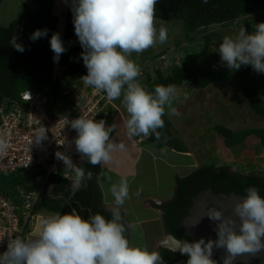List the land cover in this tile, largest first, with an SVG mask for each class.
<instances>
[{
	"label": "clouds",
	"instance_id": "9594fccd",
	"mask_svg": "<svg viewBox=\"0 0 264 264\" xmlns=\"http://www.w3.org/2000/svg\"><path fill=\"white\" fill-rule=\"evenodd\" d=\"M157 3L158 0H71L70 6L74 32L83 49L80 55L87 69L81 77L83 84L103 91L110 102L122 98L129 136L154 134L160 139L157 129L164 127L166 109L172 115H180L173 107L177 88L171 84L156 85L153 91H147L137 79L140 67L131 58L133 53H143L168 40L166 27L157 28L155 23ZM47 35L48 29H37L29 39L36 41ZM49 43L53 60L58 63L67 51L60 33L53 32ZM11 46L25 51L16 36ZM216 51L230 70L251 66L255 72L264 73V22L255 24L252 32L243 27L235 35L223 37ZM70 126L76 131V152L92 165L108 163L116 149H125L124 143L111 139L115 126L107 125L104 119L78 116L70 121ZM46 138L47 132L41 128L34 142L39 144ZM6 149L7 143L0 140V152ZM55 155L72 173V193L80 190L83 181L92 179V173L86 174L66 153L57 151ZM110 191L114 197L110 219L100 213L85 219L76 209L64 214H38L34 230L26 236L33 231L32 234L12 238L7 250L0 253V264H161L159 251L134 246L126 236L128 229L121 206L130 195L127 177L121 176ZM135 194L139 196L140 190ZM206 216L215 222V240L201 237L189 241L171 234L168 237V249L186 255V264H217L211 259L214 248L224 250L223 264H234L245 253L255 255L264 250V197L256 187L246 189L244 198L234 204L233 215L225 216L210 208Z\"/></svg>",
	"mask_w": 264,
	"mask_h": 264
},
{
	"label": "trees",
	"instance_id": "16d2710c",
	"mask_svg": "<svg viewBox=\"0 0 264 264\" xmlns=\"http://www.w3.org/2000/svg\"><path fill=\"white\" fill-rule=\"evenodd\" d=\"M4 2L5 0H0V6ZM32 3L34 10H25L20 18L8 26L0 25V105L22 103L21 95L28 90L35 92L47 90L48 106L55 109L58 114H68L72 103L68 97L60 94V91L76 84L81 85L77 79L87 74V69H84L77 60L83 49L74 32L71 3L67 8L63 28L60 27L57 11L60 0H32ZM262 12H264V0H207V3L204 0H158L155 20L180 24L189 42L202 36L203 43L197 42L191 48H180L185 57L183 67L175 64L169 72L156 67L153 74L142 73L141 79H145V83L144 81L141 83H144L145 89L151 92L156 85L171 84L177 88L188 84L195 89L205 90L210 85L231 81L233 74H230L229 68L223 65L218 53L216 58H210V60L204 58L205 64L200 61L204 46L210 45L215 40L218 42L222 40L219 34L217 35L218 32H212L211 29L218 30L221 27L228 28L235 24H243L252 32L255 30V25L250 24L248 19ZM37 29H48V35L31 41L29 36ZM53 32L60 33L67 49L58 63L53 60L54 53L49 43ZM13 36L17 37L18 43H23L24 52H19L11 46ZM180 44L182 40L175 45L180 47ZM240 73L242 75L241 93L248 107L256 116L264 118V99L259 94L261 93L260 85L254 81L251 82L244 69ZM115 103L122 104V98L115 100ZM106 110L109 114L106 123L111 124L116 111L111 106H108ZM163 119L164 127L157 129L160 132V139H156L154 134H149L148 141L156 144L159 149L168 148L182 154L189 153L187 146L173 132V123L166 112ZM213 131L223 139L228 149L242 146L247 137L254 135L248 131L244 134L234 132L223 125L213 126ZM257 134L264 148V130L261 134L260 132ZM232 168V165L205 164L191 175L177 178L175 196L164 206L168 209L165 223L170 233L178 238L187 239L179 229V224L188 216L195 199L206 191H213L218 196H245L246 189L254 186L264 197V177L260 172L247 173L242 170L233 171ZM82 169L86 174L91 172L92 179L83 181L80 190L75 193L70 191L67 180L53 177L52 181L63 189H67V198L53 202L42 198L37 214H64L76 209L85 219L96 213L110 219L111 215L103 209L102 193L97 181L100 165H92L86 161ZM29 172L32 171H19L0 176V193L7 199H17L15 187L30 178ZM26 190L30 192V189L26 188ZM123 222L128 229L129 225ZM166 258L169 262H173L182 257L167 254Z\"/></svg>",
	"mask_w": 264,
	"mask_h": 264
},
{
	"label": "rangeland",
	"instance_id": "374dc122",
	"mask_svg": "<svg viewBox=\"0 0 264 264\" xmlns=\"http://www.w3.org/2000/svg\"><path fill=\"white\" fill-rule=\"evenodd\" d=\"M69 3H71V0H60V6L57 8L61 28H63L65 24V15ZM27 9H35L32 0H5L0 6V25L8 26L14 20L20 18ZM248 20L249 23L253 25L261 23L264 21V12ZM155 23L157 28L161 25L166 27L168 40L164 44L157 43L143 53L132 54L131 58L139 65L141 70V74L137 78L139 83L142 81L145 83V79H141V77H143V72L153 74L156 67H161L165 72H169L171 67L175 64L183 67V58L185 57L180 51V48H191L197 42L200 44L203 43L202 36L198 37L193 42H189L180 24L165 23L158 20H155ZM243 27V24H235L228 28L221 27L218 30L211 29V31L218 32L217 35L219 34L218 36L220 39H223L225 36L235 35ZM245 30L249 31L246 28ZM181 40L182 44H180V47L175 45ZM219 44L220 42L215 40L210 45L204 46L202 50V59L200 61L205 64L206 60L204 58H208L209 60L210 58H216V54L218 53L216 49H218ZM77 60H79L83 68L86 69L80 54ZM243 69L247 72L246 75L248 74L251 82L254 81L260 85L261 93L259 94L261 98L264 99V73L255 72L251 66H241L239 70L235 71L228 69L229 73L233 74L231 81L210 85L205 90L195 89L188 84L177 87V95L173 101V107L178 110L180 115H172L167 109L166 113L173 123V132L176 133L177 138L182 140L189 150L197 154L196 157L200 164L232 165L233 171L242 170L247 173L252 171L259 173L264 172V148L261 145L260 139L257 137V133L260 132L261 134L264 130V118L256 116V114L250 110L246 99L241 93L240 78L242 79V75L240 72ZM59 70H61V68H59ZM144 83H141V85L143 86ZM114 108L115 111L119 113V116L126 118V110L120 107L119 104L116 105L115 103ZM217 125H223L234 132L244 134L248 131L250 134L252 133L254 135L247 137L242 146L228 149L224 145L223 139L213 131V126ZM120 132L122 133V131ZM147 144L150 145V142ZM147 144L145 143V146ZM136 150L138 151V149ZM136 150L133 151L132 159H125L124 155L123 157L118 156L115 158L114 155V161H120L122 164L124 162L125 165L133 164L132 160L134 159V162L138 159ZM163 150L164 152L168 151V171L161 167L162 163L159 162V159H153L155 156H153L151 152H145L143 150L138 160V162H140L139 167H136L134 170L132 166H122V168L129 172L131 176L130 179L134 178V181H132L133 184L131 183L132 186L129 188V198L126 199L124 205L121 206L126 210L128 215L131 216L132 220L142 221V219H146L148 216L151 219L155 218V216L147 213L144 200L142 202L139 196L135 194L138 190H140L141 195H143L142 199L157 198L163 201L171 199L174 194V189L170 185L172 182L170 178L173 176L179 177V175L183 177L185 174H183L182 171L187 169H185L184 165H189V163H191V159L189 158H182L171 154L168 148H164ZM152 152L155 155L163 154L161 151L154 150ZM111 170L116 172L114 169ZM189 171L191 170L189 169ZM119 174L123 176V174ZM120 176L118 172L115 174L106 173L107 180L105 178V182L108 183L113 180L114 183H118ZM127 179L129 182V178ZM106 194H109L108 188H106ZM108 199L111 200V196L108 195ZM132 212L137 216L135 217ZM147 221H149L148 226H150L151 220ZM136 230L139 231V228H136ZM134 234H136L135 237H137V233ZM139 246L143 247L142 245Z\"/></svg>",
	"mask_w": 264,
	"mask_h": 264
},
{
	"label": "built area",
	"instance_id": "2783aa9c",
	"mask_svg": "<svg viewBox=\"0 0 264 264\" xmlns=\"http://www.w3.org/2000/svg\"><path fill=\"white\" fill-rule=\"evenodd\" d=\"M77 81L81 85L60 91L72 103L68 114H58L48 106L47 90H28L21 95L22 103L0 105V140L7 143V149L0 152V176L19 171H32L43 176L42 184L36 190H18L15 200L0 193V253L7 250L12 238L25 237L34 228L47 182L53 177H61L71 183L72 173L65 169L55 153L64 152L77 166L85 165L87 158L82 160L75 150L76 131L71 128L70 121L78 116H95L96 120L107 121L106 109L108 106L114 108L115 100L108 101L103 91L84 85L81 79ZM41 128L46 130L47 138L37 144L34 138Z\"/></svg>",
	"mask_w": 264,
	"mask_h": 264
},
{
	"label": "crops",
	"instance_id": "0c3cea01",
	"mask_svg": "<svg viewBox=\"0 0 264 264\" xmlns=\"http://www.w3.org/2000/svg\"><path fill=\"white\" fill-rule=\"evenodd\" d=\"M119 103H116V105H118ZM120 107H122L125 110L124 104L122 102V104H119ZM113 120L111 121V124L106 123L107 125H114L115 126V131L113 132V136L111 137V139L119 144V143H124L125 144V149L123 151L116 149L113 153H112V160L109 161L108 163H102L100 164V172L98 174V185L100 187L101 193H102V201H103V209L107 214L111 215V208L114 206V197L111 194L110 191V187L111 185L114 183L113 180L109 181L108 183L105 182V178H106V173H111V174H115L116 172H118V175L120 176L119 173L123 174L124 177L129 178V188L132 186L134 181V178L130 179L131 176L129 175V172L122 168V166H126L123 162H116L114 161V155L115 158H117L118 156H125V159H132V154L133 151L138 149L137 151V157L138 159L136 161L132 163L133 164H128L127 166H132V168L135 170L136 167H139L140 162H138V160L140 159V153L141 151H145V152H151V154L153 156H155L153 159L157 160L159 159V162L162 163V168L166 171H168V151L164 152V148L163 149H159L158 146H156V144L153 143H149L148 141V136H129L127 134V129H126V120L128 118V114L126 112V118H123L122 116H119V113L116 114V112L113 114ZM121 125V127H120ZM122 131V133L120 132ZM182 141V140H181ZM145 143L147 144L145 146ZM161 151L163 154L160 155H155L152 151ZM189 153H178L174 150H170L171 154L178 156V157H182V158H189L191 159V163H189V165H184L185 167V171H182L183 174H185L183 177H181L179 175V177H175L173 176L172 178H170V180H172L171 182V186L174 189L173 191V197L175 196L176 190H177V178H185L189 175H191L194 170H196L197 168L205 165V164H200V162L197 159V154L194 153L192 150H188ZM158 153V152H157ZM134 156V155H133ZM131 157V158H130ZM160 157V158H159ZM172 158V157H171ZM126 163H128L127 161H125ZM107 164V165H106ZM179 164V163H178ZM171 168V167H170ZM191 171H189V169ZM111 169H114L116 172H113ZM172 169V168H171ZM30 178H28L26 181H24L22 184H18V186L15 187V190L18 191H25L28 192L26 190L30 189L31 191L36 190L41 184H42V180H43V176L40 173H36V172H29ZM128 173V175H127ZM25 174V172L23 173ZM121 177V176H120ZM107 180V178H106ZM176 180V182H175ZM132 183V184H131ZM71 183H69L70 186ZM175 184V186H174ZM168 186V184H167ZM176 187V189H175ZM106 188L109 189V194H106ZM19 191V192H20ZM51 193V194H50ZM54 195V196H51ZM108 195L111 196V200L108 199ZM172 197V198H173ZM43 198H45V200H47L48 202H53V201H57L58 199H63V198H67V189H63L61 186H59L56 182L50 180L49 182H47V185L45 186V191H44V195ZM139 198L142 200H144V203L146 204V208H147V213L155 216L154 219L149 218H144L139 221L137 220H132L131 216L128 215V213L126 212V210L121 207V213L123 216V221H125L129 227H128V232H127V237L130 241V243L134 246H139L142 245L143 247H147L149 250H156L157 247L160 245L161 241L164 239V237L166 238V233L163 232V226H164V217H163V210L161 211L159 209L160 206L164 207L165 204H167L169 201L172 200L171 199H167V201H163L161 199H157V198H146V199H142L143 195H141V193L139 194ZM157 199V200H156ZM133 213V212H132ZM134 214V213H133ZM44 215H48V214H44ZM135 217L137 216L136 214H134ZM140 217V216H139ZM147 220H151V225L148 226L149 221ZM136 228H139V231L136 230ZM137 233V237H135ZM136 238V239H134Z\"/></svg>",
	"mask_w": 264,
	"mask_h": 264
},
{
	"label": "water",
	"instance_id": "95a60500",
	"mask_svg": "<svg viewBox=\"0 0 264 264\" xmlns=\"http://www.w3.org/2000/svg\"><path fill=\"white\" fill-rule=\"evenodd\" d=\"M243 198L244 196L238 195L218 196L214 194L213 191H206L195 199L188 216L181 222L180 228L183 230L185 235L191 238L192 241L199 240L201 237H203L206 241L209 239L215 240V222L211 221L206 216L207 211L210 208H216L222 211L225 216H231L233 215L234 204ZM198 221L199 223H197ZM238 223L239 221L237 218V224ZM193 224L195 225L191 226ZM32 232L28 236H30ZM224 255L225 252L223 249L214 248L211 259L215 260L217 264H223L222 258ZM234 264H264V250L256 253L255 255L245 253L242 257H237Z\"/></svg>",
	"mask_w": 264,
	"mask_h": 264
},
{
	"label": "flooded vegetation",
	"instance_id": "af4514ba",
	"mask_svg": "<svg viewBox=\"0 0 264 264\" xmlns=\"http://www.w3.org/2000/svg\"><path fill=\"white\" fill-rule=\"evenodd\" d=\"M261 174H262V176L264 177V172H260ZM159 209L162 211H164L163 212V217H164V219H166L167 218V216H168V209H165L164 207H159ZM184 220V219H183ZM182 220V221H183ZM181 221V222H182ZM164 222V226H163V232H165L166 233V238L164 237V239L161 241V243H160V245L157 247V249L155 250V251H159V253H160V255H161V257H162V262H161V264H186V261H187V259H188V257L186 256V255H182L179 251H176V252H172V251H170L169 249H168V247H167V245L169 244V240H168V237H169V235L171 234V235H174V234H172V233H170L169 231H168V227H167V224L165 223L166 221L164 220L163 221ZM181 222H180V224H181ZM180 224H179V229L182 231V234H183V236L184 237H186L189 241H192L191 240V238L189 237V236H187V235H185L184 234V232H183V230L180 228ZM175 236V235H174ZM177 237V236H176ZM178 238V237H177ZM180 239H182V238H180ZM167 254L169 255V254H174V255H177V256H180V257H182L181 259H178V260H176V261H173V262H169L168 260H167ZM169 257V256H168Z\"/></svg>",
	"mask_w": 264,
	"mask_h": 264
}]
</instances>
